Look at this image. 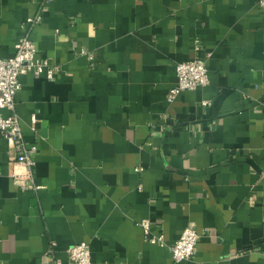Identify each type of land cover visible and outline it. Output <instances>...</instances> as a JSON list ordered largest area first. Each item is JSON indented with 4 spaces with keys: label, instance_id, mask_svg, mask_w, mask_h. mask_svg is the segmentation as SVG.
Instances as JSON below:
<instances>
[{
    "label": "crops",
    "instance_id": "1",
    "mask_svg": "<svg viewBox=\"0 0 264 264\" xmlns=\"http://www.w3.org/2000/svg\"><path fill=\"white\" fill-rule=\"evenodd\" d=\"M39 6L0 0V57ZM31 36L54 74H22L15 102L42 188L14 181L26 167L0 135V264H68L82 241L96 263L264 264L259 0H53ZM195 58L210 82L170 102L177 63ZM188 225L195 254L176 262Z\"/></svg>",
    "mask_w": 264,
    "mask_h": 264
},
{
    "label": "built area",
    "instance_id": "2",
    "mask_svg": "<svg viewBox=\"0 0 264 264\" xmlns=\"http://www.w3.org/2000/svg\"><path fill=\"white\" fill-rule=\"evenodd\" d=\"M53 0H40V6L35 15L27 17L23 24V35L15 44L14 55L6 58L0 57V135L7 140L8 146L16 155V163L26 167L23 172H12V177L23 188L39 190L42 188L33 180V168L36 164L38 144L26 140L22 128V121L16 111L15 96L22 88L20 77L25 73L40 75L47 73L52 77L54 70L47 59L38 57L36 41L32 38L33 28L43 20V13ZM259 5L264 9V0H259ZM199 46H197L198 48ZM177 82L168 92V100L173 102L177 96L185 90H194L210 82L206 59L195 58L181 61L176 65ZM205 105L210 101H203ZM3 109L10 110L4 114ZM39 119L36 114L32 115V129L37 131ZM142 170L143 167H137ZM147 240L152 243L160 242L165 245L163 235L153 234L150 219L140 222ZM200 235L198 231L188 225L179 239L169 245L173 258L176 262L189 260L195 254ZM68 264H105L96 263L92 259L90 243L82 241L69 246L66 249ZM54 264H64L63 260L54 258Z\"/></svg>",
    "mask_w": 264,
    "mask_h": 264
}]
</instances>
